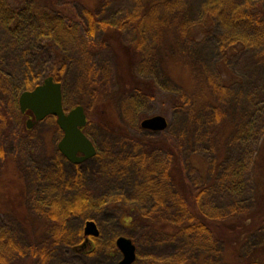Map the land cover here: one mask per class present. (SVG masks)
Masks as SVG:
<instances>
[{
    "label": "trees",
    "instance_id": "16d2710c",
    "mask_svg": "<svg viewBox=\"0 0 264 264\" xmlns=\"http://www.w3.org/2000/svg\"><path fill=\"white\" fill-rule=\"evenodd\" d=\"M0 1V5L4 4L0 6V22L12 37L19 34V38L24 31L49 35L58 26L77 23L83 30L88 50L106 51L114 62L115 69L107 86L100 80L96 68L90 66L85 70L83 95L77 103L89 114L93 111L96 116L91 121L113 145L104 152L96 151L89 159H98L101 153L107 167L105 171H114L121 179L133 177L129 187L135 194L126 203L114 199L111 205L105 206L108 209L117 207V213L100 214L93 208L94 194L89 192L86 180L81 178L80 172L75 175L66 172L64 165L70 162L58 148L59 160L54 159V164L50 160L53 164L50 170H54L55 177L44 175L49 170H44L41 163L29 167L25 161L20 163L0 143V214L6 220L0 223V264H55V260L66 264L63 256L86 237L81 222L97 220L102 215L106 222L130 229L133 234L127 236L134 244V239L138 238L154 247V251L143 255L142 263L138 254L134 264H264V240L260 245L251 243L255 235L264 233V192H257L254 183L252 188L245 186L238 161H230L234 145L240 147L239 142L256 130L254 115L258 111L250 108V103L245 108L237 100L228 106L230 87L225 83L214 82L207 87L203 91L204 102H196V95L191 93L188 84L193 75L202 82L210 80L203 78L204 66L198 61L202 60L203 53L200 55V47L190 34L192 25H185L198 15L195 11L197 0H134L132 15L116 23L103 22L98 16V9L106 0H26L17 6ZM212 2L202 0V5L210 7ZM76 4L80 6L77 8ZM167 8L168 14L156 18L158 12ZM229 13H232L230 19L235 29L251 33L253 40H258V35L264 32V1L242 0ZM203 14L199 25H207L211 31L216 13L210 7ZM149 19L156 33L148 51L140 38L124 42L122 36L126 27L141 28ZM95 25H99L102 33L99 38ZM234 36L233 40L225 39L227 44H220L225 60L244 49L245 41L237 34ZM149 55L156 72L174 86H170L164 98L187 113V123L179 131L163 130L151 135L154 131L138 128L137 119L134 123L138 132L132 131L124 108L116 102L119 94H130L129 105L137 106L139 98L150 99L160 94L155 77L142 78L135 70L138 62L145 61ZM173 61L180 64L179 69L172 65ZM32 62L33 58L26 59V71L16 85L13 82L5 84L0 74L3 137L10 135L13 122L4 89H8L9 97L15 100L23 90L32 89L44 78L34 74ZM178 70L182 71L181 75ZM50 76L56 81L61 79V74L55 72ZM206 91L209 94L206 95ZM259 129L262 136L257 149L264 152V120ZM195 151L202 154L199 163L189 158ZM255 157L251 159L252 172ZM190 167L196 170V176L189 173ZM32 175L40 179L48 176L45 180H55V185L58 181L66 182L64 185L77 192L66 201L59 195L36 193L29 188ZM64 185L61 194L65 191ZM72 220L79 222V228L69 225ZM100 236L101 232L96 238L86 237L94 245L87 252L76 253L81 261L96 256ZM114 240H110L112 245ZM167 246L174 253L158 257L159 249Z\"/></svg>",
    "mask_w": 264,
    "mask_h": 264
},
{
    "label": "rangeland",
    "instance_id": "374dc122",
    "mask_svg": "<svg viewBox=\"0 0 264 264\" xmlns=\"http://www.w3.org/2000/svg\"><path fill=\"white\" fill-rule=\"evenodd\" d=\"M6 1L13 6H17L18 4H24L26 0ZM197 1L198 3L195 11L198 15L193 21L186 22L185 25H192L190 34H192L193 39H196L194 41H196L197 46L200 47V55L203 53L202 60H198L204 66V69H202L203 78H209L210 80L202 82L197 75H193L191 77L192 79L189 80V89H191L192 94L194 93L196 95V102H200L201 100L204 102L205 95L203 91L207 89V87L214 82L225 83L230 87L227 91V96L231 99V101H228V106L234 105L237 100V103L241 102L245 108L248 107L250 103V108H254V111L257 109L258 112L254 115L256 119V130H252L253 133H249L242 139L243 142H239L240 147L234 145L233 149H231L230 161H238V166L241 167V172L244 177V182L242 181V183H244L245 186L252 188L254 183V186L257 184V192L261 190L264 192V152L261 149H257L258 142L261 140L260 138L262 136L259 124L261 120H264V40L261 39L264 38V32L258 35L259 38L254 36L258 38V40L255 41L251 38V33H243L241 28L235 29L230 19L232 13L229 12L237 3H241L242 0H213L210 7L212 8V12L216 13L214 16L215 25H210V27H213L210 31L207 25H199L200 16L204 15L203 13L206 14L210 7H203L202 0ZM249 1L263 2L264 0ZM2 4L0 6H2ZM79 6V4H76L77 8ZM134 7V0H106L103 6L98 9V16L103 22L116 23L125 19V16H131ZM168 12V8L165 11L161 10L158 12L159 14L156 15V18H163V15L168 14ZM81 15L82 14L79 13L80 18ZM144 22L145 24L142 23L141 28L135 29L126 27L122 38L125 43L140 38L143 42V47L148 51L149 45L153 43V36L156 30L151 27L150 19ZM2 25L3 24L0 22V74L3 76L4 83L11 84V82H13V84L16 85L22 81L23 74L26 71V59L33 58L32 66L35 68V75L46 77L50 76L53 72L61 74V79H59L58 82L62 87V105H64V109L66 110L75 107L77 104L82 105L77 102L79 97L83 95L81 91L85 86L83 80L86 69L90 68V66L96 68V70L100 72L98 76L100 80L104 82L103 84L105 86L108 84L107 80L110 74L114 72L115 64L110 60L106 51L97 50L96 48L91 51L88 50L83 30L77 23H72V25L65 23L62 25L65 28L58 26L49 35H39L35 32L29 33L23 30L24 32L19 38H17L19 34L12 37L10 33H6ZM96 28L98 29L96 37L99 38L102 33L99 30V25L96 26ZM233 32L241 36L240 38L245 41L244 49L225 60L224 57L221 56L222 50L220 47L223 43L227 44L225 39L228 41L235 38ZM27 34L31 35L29 37H21ZM152 59L150 55L145 61L141 59L135 67V70L142 78L149 79L155 77L154 79L157 80L159 89L161 90L160 94L150 99L144 97L139 98L138 101L140 103L137 106L129 105L130 94H119L116 102L120 104L119 107L121 109L122 107L124 108V112L127 114V123L131 124L132 131L138 132L134 123L135 119H137V123L139 124L138 128L141 130L140 121L153 115H160L166 118L168 126L165 130L167 132L172 133L173 131H179L187 123L185 115L187 113L181 112L175 107V104H171L170 101L164 98L170 86L171 88H174V86L170 83L171 81H168L162 74L159 75L156 72L157 70L152 66ZM172 65L179 69L180 64L177 61H173ZM169 73L171 72L168 69V74ZM178 74L181 75L182 71L178 70ZM4 90V92H7L4 93V96L7 97V108H9L13 122L10 135L8 133L7 136L3 137L2 129L0 128V143L4 145L8 154L15 156L16 159L20 160V163L25 161L28 167L36 163H41L44 170H49V173L47 172L44 175L55 176L56 173L54 174V170L51 171L50 169H53L54 159L57 160L59 158L56 145L62 138V133L56 125L55 117L47 116L44 120L34 123L31 129L25 128V121L27 118L20 114L18 107L19 97L17 96L14 100L9 97V90ZM13 90L14 88L11 90L10 94ZM231 93L232 96H230ZM207 94H209V91H206V95ZM84 112L87 116V125L83 132L85 136L90 139L96 151L104 152L113 145L110 144V142L108 143V136L91 121L96 116L93 111L89 114L84 107ZM259 115L260 118H258ZM150 134L158 135L159 133L152 132ZM192 153L193 154L189 158H191L192 162L199 163L202 160V154H200L199 151ZM101 155L100 153L98 159H89L78 165L68 162L70 165H64V169L67 173H71V175H75L76 172L82 174L81 178L86 180L87 184H85L87 188L90 189L89 192L94 194L93 208L96 209L98 213L103 215L105 213L106 216H108L110 213H112L110 215L117 213L118 209L117 207L108 209L105 208V206L111 205L114 199L123 200L122 204L126 203L128 202L127 200H129L130 197L133 198L135 194L133 193L134 189L129 187L133 177L126 176L121 179L114 171H105L104 169L107 167L103 164L104 157H101ZM254 156H256V162L253 168L254 172H252L251 159ZM190 168L191 170H189V173L196 176V170L192 167ZM8 175H10V172ZM47 177H45V179H47ZM45 179H40L32 175L29 188L36 193L42 191L50 196L59 195V198L65 201L69 200L77 192V190L72 187L68 188L64 185L66 182L63 183L58 181L55 185V180L46 181ZM62 185H64L65 190L63 194H61L60 191L63 187ZM254 186L253 189H255ZM6 202L10 203L8 200ZM8 206L10 208L14 207V205ZM103 215L97 220L92 219L96 222L98 231L101 232V236L98 238V243L96 245L99 246L100 249L97 250L96 256L93 257V259H83V261H81V258H79L80 255L76 254L87 252L93 247L94 244L89 243L90 240L85 237L80 244L72 246L71 252H67L66 256H63L67 259L66 264H115L118 262L121 258V254L117 251L115 244H111L110 240L118 236L131 235L132 231L126 227L114 224L115 222H106ZM84 221H86V219L81 222V229L84 226ZM5 222L4 216L0 214V223ZM69 225H72L73 229H76L79 222H77V220H72ZM263 240L264 233H259L252 238L251 243L253 242L256 243V245H260ZM134 241H136L134 244L136 256L140 254L141 258L139 262L142 263L144 258L143 255H146V253L150 251H154V247L148 245L146 242L144 243V240H139L138 238H135ZM102 252L104 254H109L110 258L106 257L107 255L105 256ZM173 253V250L167 246V248H160L157 256H168ZM59 263H61L59 260H55V264Z\"/></svg>",
    "mask_w": 264,
    "mask_h": 264
},
{
    "label": "water",
    "instance_id": "95a60500",
    "mask_svg": "<svg viewBox=\"0 0 264 264\" xmlns=\"http://www.w3.org/2000/svg\"><path fill=\"white\" fill-rule=\"evenodd\" d=\"M18 97L20 113L29 112L34 118V121L31 118L27 119L25 128L31 129L34 123L44 120L47 116L56 117V125L62 132L57 148L67 161L78 165L96 154L95 147L82 130L87 124L84 107L77 104L69 110L64 109L61 84L52 76L44 77L32 89L23 90ZM167 126L166 118L160 115H153L140 121V127L151 132H162ZM83 232L86 237L94 238L100 234L93 220L85 221ZM114 242L121 254L117 263L134 264L136 259L134 242L127 236H118Z\"/></svg>",
    "mask_w": 264,
    "mask_h": 264
},
{
    "label": "flooded vegetation",
    "instance_id": "af4514ba",
    "mask_svg": "<svg viewBox=\"0 0 264 264\" xmlns=\"http://www.w3.org/2000/svg\"><path fill=\"white\" fill-rule=\"evenodd\" d=\"M23 115H24L27 119L31 118L32 121H34V118L31 116V114H30L29 112H25V113L22 114V116H23ZM84 129H85V128H83L82 130L84 131ZM78 155H80V154H78Z\"/></svg>",
    "mask_w": 264,
    "mask_h": 264
}]
</instances>
